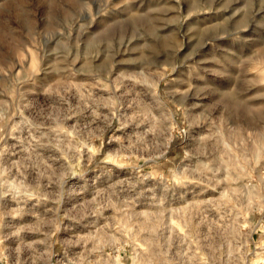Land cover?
Masks as SVG:
<instances>
[{
  "label": "rangeland",
  "instance_id": "1",
  "mask_svg": "<svg viewBox=\"0 0 264 264\" xmlns=\"http://www.w3.org/2000/svg\"><path fill=\"white\" fill-rule=\"evenodd\" d=\"M0 264H264V0H0Z\"/></svg>",
  "mask_w": 264,
  "mask_h": 264
},
{
  "label": "bare ground",
  "instance_id": "2",
  "mask_svg": "<svg viewBox=\"0 0 264 264\" xmlns=\"http://www.w3.org/2000/svg\"><path fill=\"white\" fill-rule=\"evenodd\" d=\"M143 3H144V7L143 8L147 9L149 7L148 2L144 1ZM124 9L129 10L131 13L135 12V14H137V15L139 14L138 12L140 11L139 8H136L135 6H131V5H130V7L126 6ZM208 10L210 11V9H207V8H204V7H197V8H193V9L190 8L191 12L190 13L187 12L186 18L183 20V23L181 24V27L185 25V29H186L188 26H190L192 24L191 22H192L193 19L197 20L199 22L201 19L204 20L205 18L207 19V17L209 18L210 15L212 16V14ZM118 14H120V13L116 12V14H114V15L116 16ZM106 20L107 19H105V17H102L98 21H99V23L100 22L104 23ZM133 22L136 23L134 20H133ZM181 29H183V28H181ZM196 66L198 67L199 64L198 63L196 64V63L192 62V60H188L187 56H185V55L182 56L181 69L190 71L187 74L188 77H186L185 82H184V88L186 89L185 93L188 96L192 95V97L193 96H195V97L196 96L197 97L204 96V98H202V97L200 98V103H202V104L199 107L203 111V110H205L207 108L206 103H205V99H206V95H208L209 93L206 92V89L204 88V83H202L200 78H199V73H198V70H197ZM237 102H229L228 106L230 108L231 107H237L239 105Z\"/></svg>",
  "mask_w": 264,
  "mask_h": 264
}]
</instances>
